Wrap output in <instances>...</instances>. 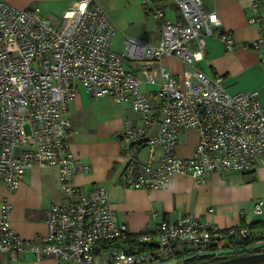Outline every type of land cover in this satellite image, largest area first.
<instances>
[{"label":"built area","instance_id":"built-area-1","mask_svg":"<svg viewBox=\"0 0 264 264\" xmlns=\"http://www.w3.org/2000/svg\"><path fill=\"white\" fill-rule=\"evenodd\" d=\"M172 1L180 10L179 19L152 8L158 41L127 36L122 52L111 47L117 27L97 0L75 2L62 14L60 25L36 8L0 1V179L14 190L27 169L56 166L64 194V201L45 211V233L30 237L13 229L11 205L1 199L0 253L12 260L31 253L35 259L54 258L57 264H181L192 257L264 248V226L220 227L192 213L130 233L116 215L109 186L94 184L82 191L74 181L76 172L91 168L67 139L68 104L79 86L92 97L107 95L131 104L140 112L141 123L124 131V141L159 150L149 161L125 150L120 186L165 188L176 173L201 183L213 172L264 163V105L257 91L230 92L197 66L207 37L219 36L228 48L232 38L220 29L217 12L206 10L202 0ZM249 2L254 14L248 22L258 24L260 31L244 45L258 50L264 47V0ZM165 55L191 66L193 79L181 82L166 70L160 64ZM142 81L158 84V126L152 133L147 125L154 113L140 88ZM189 128L197 131V142L189 156H180L179 135ZM262 205L264 200L254 203V214L261 213Z\"/></svg>","mask_w":264,"mask_h":264},{"label":"crops","instance_id":"crops-1","mask_svg":"<svg viewBox=\"0 0 264 264\" xmlns=\"http://www.w3.org/2000/svg\"><path fill=\"white\" fill-rule=\"evenodd\" d=\"M0 1L20 8H36L41 15L60 25L62 14L78 0ZM97 1L117 27L111 47L118 52L124 50V39L127 36L143 38L152 43L158 41L159 24L152 14L153 6L162 8L171 20L181 16L179 8L172 0ZM202 3L206 10L217 12L221 21L220 29L232 38L233 44L232 48H228L219 36L207 37L204 58L197 62V66L218 80L227 81L229 77L225 78L224 75L229 73L240 76L247 70L242 53L251 52L252 56L259 57L260 60L264 56V47L255 52L244 47V42L258 36L260 31L258 24L248 22L249 16L254 14L249 0H202ZM195 47L196 43L193 41L191 48ZM160 64L181 82L193 79L192 67L179 58L165 55L160 59ZM244 78L247 77L243 75L241 79ZM226 83L222 82L230 92L256 90L260 103L264 105V77H256L252 83L242 85L228 86ZM140 88L148 95L154 113V118L147 125L148 133H152L158 126V84L142 81ZM66 115L70 122L67 130L70 149L91 167L89 171L76 172L74 181L82 191L88 190L94 184L109 186V197L116 215L120 221L126 223L130 233L153 227L163 219L175 220L183 213L199 215L220 227L258 221L256 218H247L243 205L253 199L254 193V174L245 173L258 171L264 175V163L261 161H257L248 170L213 172L201 183L190 176L176 173L165 188L123 187L117 182L124 169L125 150H129L141 161H149L151 153L155 156L159 154V150L148 146L131 147L122 137L127 128L141 123L140 112L128 102H114L107 95L92 97L84 87L79 86L76 95L68 104ZM197 136V131L193 128L181 132L176 148L178 155L189 156L197 142ZM1 199H6L11 205L10 224L19 235L30 237L35 233H45L46 209L52 203L64 201V194L58 182V168L51 165L29 168L14 190H8L0 179ZM210 208L212 210H209ZM57 263V260L51 257L35 259L31 253H22L16 260L0 253V264Z\"/></svg>","mask_w":264,"mask_h":264},{"label":"rangeland","instance_id":"rangeland-1","mask_svg":"<svg viewBox=\"0 0 264 264\" xmlns=\"http://www.w3.org/2000/svg\"><path fill=\"white\" fill-rule=\"evenodd\" d=\"M244 47L247 50L254 51V52L255 51H260V49H262V48H260L258 50L257 49H253V48L248 47L246 45H244ZM234 49L236 50L237 47L236 48L234 47ZM242 58H243L242 60L245 61L244 64H245V66H247V70L243 71L241 73V75L242 76L244 75L247 78L241 79V77H242L241 75L240 76L236 75V74L232 75V74L229 73V74H225L224 75L225 78L229 77V79L227 81H224L223 79H221V80H219L220 82L222 81L223 84H225L227 82L226 84L228 86L242 85V84L252 83V81L256 77H259V78L264 77V68H262V67H264V63L261 62L259 57L252 56L251 52H245V53H242ZM238 74H240V73H238ZM233 76H235V78H232ZM236 78H238V79H236ZM222 82H221V84H222ZM245 174H254L253 177H252V178H254L253 181H252L253 186H254L253 199L250 200V202H248V203L243 205V207L246 210L247 218L249 220L255 219V218L258 219V220L264 219V205H262L261 213L254 214V212H253V203H254V201L255 200L258 201L260 199L264 200V175H262L258 171H254L252 173H245ZM239 254H246V252H242V253H239ZM228 256H230V255H228Z\"/></svg>","mask_w":264,"mask_h":264},{"label":"water","instance_id":"water-1","mask_svg":"<svg viewBox=\"0 0 264 264\" xmlns=\"http://www.w3.org/2000/svg\"><path fill=\"white\" fill-rule=\"evenodd\" d=\"M205 264H264V251L230 255Z\"/></svg>","mask_w":264,"mask_h":264},{"label":"trees","instance_id":"trees-1","mask_svg":"<svg viewBox=\"0 0 264 264\" xmlns=\"http://www.w3.org/2000/svg\"><path fill=\"white\" fill-rule=\"evenodd\" d=\"M248 225L250 227H252V228L261 227V226H264V220L254 221V222H251ZM257 251H264V248H257V249L246 250V251H236L235 253H233V255H236V254H239V253H242V252L252 253V252H257ZM225 257H227V256L217 257V258L192 257V258H188L186 260H183L181 264H205L207 262L216 261V260H219V259H222V258H225Z\"/></svg>","mask_w":264,"mask_h":264}]
</instances>
